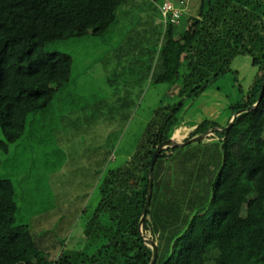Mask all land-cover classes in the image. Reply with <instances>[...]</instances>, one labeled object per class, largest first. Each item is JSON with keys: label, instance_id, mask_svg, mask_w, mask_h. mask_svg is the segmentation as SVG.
Listing matches in <instances>:
<instances>
[{"label": "trees", "instance_id": "1", "mask_svg": "<svg viewBox=\"0 0 264 264\" xmlns=\"http://www.w3.org/2000/svg\"><path fill=\"white\" fill-rule=\"evenodd\" d=\"M179 1L185 9L177 22L171 15L164 20L165 2L157 6L162 30L152 69V81L178 88V100L155 110L127 162L108 167L101 179L100 200L85 228L90 245L102 242L93 261L150 264V236L159 247L155 264H205L210 250H219L217 264H264V0H200L194 8ZM128 2L0 0L1 152H11L29 117L48 109L71 79L73 56L49 51L48 44L104 35ZM243 55L257 68L246 90L233 68ZM231 74L241 95L227 107L225 125L206 117L192 124L187 140L217 128L209 137L158 155L141 231L157 146L186 123L190 101ZM95 172L100 176L99 167ZM18 210L13 181L0 178V264L79 261L84 253L51 259L30 225L17 221Z\"/></svg>", "mask_w": 264, "mask_h": 264}, {"label": "rangeland", "instance_id": "2", "mask_svg": "<svg viewBox=\"0 0 264 264\" xmlns=\"http://www.w3.org/2000/svg\"><path fill=\"white\" fill-rule=\"evenodd\" d=\"M158 1L129 0L102 36L85 34L48 44L49 51L73 56L71 79L48 109L29 117L11 152L0 151V178H10L17 190V221L30 225L51 259L81 252L76 264H102V259L93 261L102 242L90 245L85 236L100 200L99 183L108 167L127 162L155 110L178 100V88L152 81L162 30L157 6L166 0ZM199 1L189 4L194 8ZM233 68L246 90L257 71L251 57H237ZM233 77L221 78L189 102L175 141L186 142L192 124L206 117L225 125L227 107L241 95ZM218 256L219 250H210L205 264H217Z\"/></svg>", "mask_w": 264, "mask_h": 264}, {"label": "water", "instance_id": "3", "mask_svg": "<svg viewBox=\"0 0 264 264\" xmlns=\"http://www.w3.org/2000/svg\"><path fill=\"white\" fill-rule=\"evenodd\" d=\"M263 97V90H261L260 92V97H259V100L258 102L253 106V107H256L259 102L261 101ZM253 107H250L249 109L253 108ZM246 109H241L239 110L232 118L231 120V123H233V121L235 120V118L242 112H244ZM230 123V124H231ZM217 128H214V130H216ZM208 133V132H207ZM207 133L203 134V135H198V136H195L189 140H187L186 142L184 143H179L177 141L174 140V138H170V139H167L165 141H163L162 143H160L154 154H153V157L151 159V164H150V170H149V176H150V186H149V193H148V199H147V204H146V207L144 209V212H143V216L141 218V222H140V230L142 231V225H143V221L145 219V216L147 214V211H148V206L150 204V201H151V195H152V187H153V181H154V167H155V162L158 158V155L161 153V151L167 147H173V146H181L183 144H186V143H193V142H198V141H201L205 138V136L207 135ZM150 242L152 243V246H153V257H152V260L150 262V264H155V262L157 261V258H158V254H159V247H158V244L155 240L153 239H150Z\"/></svg>", "mask_w": 264, "mask_h": 264}, {"label": "built area", "instance_id": "4", "mask_svg": "<svg viewBox=\"0 0 264 264\" xmlns=\"http://www.w3.org/2000/svg\"><path fill=\"white\" fill-rule=\"evenodd\" d=\"M184 9L182 1L178 3V1L167 0L162 6L163 18L166 21L171 15V20L177 22Z\"/></svg>", "mask_w": 264, "mask_h": 264}, {"label": "crops", "instance_id": "5", "mask_svg": "<svg viewBox=\"0 0 264 264\" xmlns=\"http://www.w3.org/2000/svg\"><path fill=\"white\" fill-rule=\"evenodd\" d=\"M166 1H167V0H166ZM109 153H110V152H108V156H107L108 159H110V157H111ZM101 164H104V162H102Z\"/></svg>", "mask_w": 264, "mask_h": 264}]
</instances>
